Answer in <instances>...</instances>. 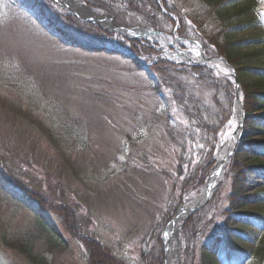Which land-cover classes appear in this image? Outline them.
<instances>
[{"label":"rangeland","instance_id":"obj_1","mask_svg":"<svg viewBox=\"0 0 264 264\" xmlns=\"http://www.w3.org/2000/svg\"><path fill=\"white\" fill-rule=\"evenodd\" d=\"M161 1L164 10L177 13L180 9L176 7L181 8L190 34L205 33L202 21L206 17L220 19L215 27L220 32L223 24L234 25L252 12L259 23L231 28L229 41L234 45L236 40L264 34V0H217L214 4L218 6L213 8L197 0ZM72 2L87 13L74 10ZM32 3L0 0V171L12 180L14 190L10 195L0 189V264H99L100 258L90 256L98 247L107 248L123 264H140L142 254L155 251L159 239L163 264V231L174 218L175 243L180 251L171 264H182V222L195 210L186 208L179 216L175 211L181 206L182 195L194 200L200 194L203 184L198 192L192 188L183 194L181 191L183 182L191 180L187 177L201 167L209 150L200 129L181 105L185 99L181 90L186 85L192 87L212 109L210 88L180 72L163 78L159 72L149 71L156 57L171 59L156 49L139 57L131 48V41H137L140 44L136 45L151 48L154 44L173 52L163 39L153 35L149 37L152 41L124 38L121 32L88 19L93 14L111 16L113 23L126 28H154L143 23L147 14L143 0ZM244 4L253 11L247 10L240 17ZM195 5L205 13L200 18H192L189 13V7ZM155 17L164 22L160 14ZM225 19L228 21L223 22ZM54 24L64 33H56ZM99 31L105 33L103 39L93 37ZM68 32L75 34L77 42L65 39ZM251 38L248 44L233 49V54L263 51L257 57H245L242 64L231 63L242 89L253 88L252 80L250 71L243 73L238 67L264 64V43ZM175 44L191 56L198 55L197 47L190 42L177 40ZM102 45L109 49H100ZM174 61L191 65L178 57ZM215 65L216 70L233 79L222 62ZM242 93L240 101L244 100V89ZM232 110L231 104L230 114ZM229 120L233 124L220 131L224 141L230 139L236 126ZM246 138L248 131L238 138L232 154L243 151L241 142ZM249 156L242 154L238 164L251 163ZM225 170L216 179L218 186L224 182V206L232 183L231 178L225 179ZM260 182L261 178L254 177L245 187L246 194H253ZM215 184L214 180L210 188ZM243 210L263 211L264 200L257 203L251 199ZM37 214L41 221H37ZM211 219L221 221L214 209L201 221L200 226L207 225L206 229L198 231L197 236L193 233L191 264H198L204 242L213 234ZM175 243L171 242L177 248ZM257 261L255 254L249 253L243 264Z\"/></svg>","mask_w":264,"mask_h":264},{"label":"trees","instance_id":"obj_2","mask_svg":"<svg viewBox=\"0 0 264 264\" xmlns=\"http://www.w3.org/2000/svg\"><path fill=\"white\" fill-rule=\"evenodd\" d=\"M189 1L185 0L184 2L187 3ZM197 1L207 8L218 6L216 5L217 3L214 4L217 0ZM241 1L245 0H239V2ZM32 2L33 0H24V3L27 4H33ZM143 2L147 8V14L143 22L144 24L168 33L169 29L171 30L172 27L176 26V36L190 37L196 40L201 44L203 51L210 56H222L230 63L239 62L242 64L245 57H257L263 53V51H258L237 54V52L235 53L234 51L233 54V49L236 50L243 47L244 44H248L249 39L252 36L236 40L234 45L229 41V36L232 33L230 30L231 28L233 29V27H236L238 29H243L245 28L244 26H254L259 23L258 16L254 15L251 6H248V4L242 5L243 9L241 8L242 12L239 14L241 17L247 10H251L250 12H252V15L250 14L248 18L241 17L242 19L239 18V20L231 26L223 24V30L218 32L215 30V27H218L217 23L220 19L209 18L208 20L206 17L202 21V26L206 30L205 33L201 34L198 31V33L190 34L189 26H186L187 18L182 13L181 8L176 7L177 9H180L177 13L167 9H165L166 11H163L164 6L160 0L159 2H156L155 0H143ZM198 7L199 6L196 5L193 6V8L189 7V13L191 14L192 12V18H200L205 14L202 9ZM222 7H217V9L220 11V8ZM157 14L163 16L162 18L164 19V22L156 20L155 16ZM172 14L173 16L176 15V18H174ZM226 21H228V19L223 20V22ZM52 29L56 33H64V30L58 28L55 24L52 26ZM103 35H105V33L99 31L97 35L93 37L103 39ZM65 39L69 42H77V38L72 32L66 33ZM251 39L258 43H264V34H256ZM131 42L133 43H131V48L139 57L143 56L144 53L148 56L149 53L155 52L152 48L144 44L136 45L135 43L137 41ZM101 47H103V45ZM105 49L108 48H103V50ZM238 68H240V72L243 71V73L244 70L250 71L248 76L251 77V85L253 86V88H246L245 86L243 88L244 93H246L244 95L243 106L248 114L245 122L248 131V138L243 139L241 142L243 151L234 153L225 168V179L231 178L232 180L228 190L229 193L226 195L228 201L227 204L224 206L221 203V186L223 185V182L216 188L205 205L195 210L190 217L183 219L182 248L180 252L182 264H191L192 260H190L189 253L191 252L194 241L192 239L194 236L193 233L197 232V236L198 231L200 232L201 229H206L205 226L207 225L204 227L200 226L201 221L205 217V214L213 209L218 213V217L221 221L218 223L213 222V219L209 221L211 224L213 223L210 230L213 234L204 242V249L200 252V260L198 264H243L245 257H247L249 253L255 254L258 264H261L264 260V210H256L254 212L251 210H243L251 199H254L257 203H261L264 200V64L255 66L252 64L244 65L239 66ZM149 70L159 72L158 74L163 78L180 72L181 74L192 78L196 81V84L198 82L205 83L212 92L213 107L211 109L204 104V100L201 99L199 95H196V91L192 90V87L186 85V88L181 90L183 97L185 98L181 105L185 108L189 120L191 122L193 121L194 125L200 129L201 139L209 150L208 157L205 158L201 167L196 170L194 174H189L187 177L192 180L188 181L191 187H187L188 183L185 184L183 182L182 194L189 192L190 188L193 190L196 189V192H198L199 187L204 183L209 168L214 162L213 153L216 142L221 137L220 131L222 130L225 132L227 130L226 125L230 119L229 107L233 97L234 85L226 76L219 74L206 65L196 66L173 64L163 58L156 57L155 61L151 63ZM41 130L45 132L42 127ZM252 137H257V140H251ZM242 154L246 156L250 154L251 156L247 159L252 162L242 166L238 164V160L241 158ZM2 171L3 170L1 169L0 189L5 193L14 195V190L11 187L12 180L6 178L4 171ZM254 177L261 178V182L253 194H246L245 187L253 181ZM28 197H31V195ZM182 199L183 195L180 197V201ZM30 200H35V198H31ZM38 215L39 214L35 215V217L38 219L37 221H41L39 218L40 216ZM42 227L47 226L42 223ZM217 235L220 237L218 240L216 238L214 239ZM158 242L159 245L155 251L142 254L140 264H162L163 249L161 239H159ZM221 254L223 255L222 261L219 260V255ZM90 256L95 260L97 257L100 258L101 260L99 264H123L105 247L96 248V252L92 253L91 251Z\"/></svg>","mask_w":264,"mask_h":264},{"label":"water","instance_id":"obj_3","mask_svg":"<svg viewBox=\"0 0 264 264\" xmlns=\"http://www.w3.org/2000/svg\"><path fill=\"white\" fill-rule=\"evenodd\" d=\"M89 17H90V18H88V19H90L91 21H93L94 24H96V25H100V26H103V25L100 24V22H102L105 18H107V19L110 20L109 23H107V26H108V27H106L108 30H111V31H119V32L123 33V34H124L125 36H127V37H128V35L125 34V32H131V33L133 34L134 37L138 38L137 34L134 33L135 28H128V29H127V28H124V27H119V26H117V25H115V24L113 23V21H112V17H111V16H94V15H92V16H89ZM151 32H152L153 34H155V35L165 36L164 33H161V32H158V31L151 30ZM156 48H158V47H156ZM174 48H175V49H176V50H177V51L183 56V59H185L187 62H190V63L196 64V65L199 64V63L201 62V59H202V60H203V59H205V60H212V59H213V58H209V57H206V56L203 57L202 54H201V56H198V57H192V56H189L188 54H186L182 49H180V48H178V47H176V46H174ZM214 59H219V58H214ZM225 64H226L227 68L232 72V75H233L234 80H235V82H236L237 90H239V84H238V81H237V78H236V72H235L234 66H232V65H230V64H228V63H226V62H225ZM237 95H238V94L235 95V99L237 98ZM241 115H242V119L239 121V126H241L242 128H244L245 112H244L243 110H242V112H241ZM244 134H245V131L242 130V133L240 132L239 136H240V137H243ZM232 140H235V136L232 137ZM229 144H231L230 141L227 142V143L225 144V145L227 146V148L229 147ZM230 148H231V147H230ZM218 149H219V148H218ZM230 152H231V150L228 149V150L226 151L225 156L223 157L222 160H218V159H217V162H216V163L214 164V166L211 168L210 173H209V175H208V177H207V179H206V181H205V184H204V186H203L202 191L205 192V195H202L203 193H201L198 197H196V200H197V201H195V203H194L193 205H191V206H189V208H187L188 211H190V212L193 211L194 209H196V208H198L199 206H201V205L207 200V198H208V196H209L210 189H209V190H208V189L206 190V188L209 187V184L211 183V181L209 180V179H210V174H211V172H212L213 170H216L218 176H221L222 168L224 167V164H225L226 160L228 159V155L230 154ZM201 196H202V197H201ZM178 214H179V213H178ZM174 220H175V218L171 221V223H172ZM174 231H176V228L174 229ZM164 233H166V232H164ZM167 247H168V246H167V244H166V242H165V246H164L165 253H166V249H167ZM178 252H179V247H178V249L175 251V254L177 255ZM163 264H165V261H164Z\"/></svg>","mask_w":264,"mask_h":264},{"label":"bare ground","instance_id":"obj_4","mask_svg":"<svg viewBox=\"0 0 264 264\" xmlns=\"http://www.w3.org/2000/svg\"><path fill=\"white\" fill-rule=\"evenodd\" d=\"M71 7L74 9V10H77L78 12H81L82 14H86L87 13V10L84 9V7L80 6L79 4L75 3V2H72L71 3ZM105 20H103L101 23L102 25H107V21L104 22ZM240 107H239V103L238 102H235L234 104V109H233V117H234V121L236 122L237 119H239V112H240ZM225 153H226V149L223 145L220 146L219 148V151H218V156H217V159L218 160H222L223 157L225 156ZM218 174H217V171L216 170H213L210 174V181L211 183L216 180L218 178ZM210 183V184H211ZM209 190L210 189V185L209 187L206 188V190ZM202 195H205V192H203ZM202 197V196H201ZM197 201V200H195ZM174 221L169 225L168 227V234H169V237H165V240H166V244H167V249H166V253H165V256H166V260H165V264H171V261L173 260V257L176 255L175 254V251H176V248H174V246L171 244L172 241L177 242V239H176V231H174ZM177 246V243H175Z\"/></svg>","mask_w":264,"mask_h":264},{"label":"snow or ice","instance_id":"obj_5","mask_svg":"<svg viewBox=\"0 0 264 264\" xmlns=\"http://www.w3.org/2000/svg\"><path fill=\"white\" fill-rule=\"evenodd\" d=\"M197 54H199V53H197ZM228 123L231 125V124H233V121L229 120V122H228Z\"/></svg>","mask_w":264,"mask_h":264}]
</instances>
